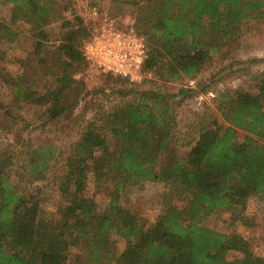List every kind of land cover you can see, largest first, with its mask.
<instances>
[{
    "label": "trees",
    "instance_id": "1",
    "mask_svg": "<svg viewBox=\"0 0 264 264\" xmlns=\"http://www.w3.org/2000/svg\"><path fill=\"white\" fill-rule=\"evenodd\" d=\"M8 1L13 8L9 21L0 18V60L6 44L21 43L13 24L24 23L40 71L32 67L5 78L11 93L0 130L11 124L7 129L21 145H0V264H69L72 247L82 249L77 264H264L255 239L205 224L211 215L230 211L236 226L245 225L248 200L264 205V67L256 93H220L217 111L199 117L197 136L182 144V153L172 97L158 88L119 89L121 100L98 104L76 139L35 143L21 139L31 124L23 110L43 113L36 122L43 128L74 117L82 98L74 76L90 63L83 45L93 26L77 12L66 17L63 0ZM112 1L117 10L111 15L122 19L130 13L145 37L144 71L165 81L195 80L245 25H264V0ZM53 22H60V31L50 30ZM188 91L196 90L180 88ZM18 163L30 185L50 172L58 175L55 210L43 207L34 187L11 178L10 168ZM89 176L107 193V208L98 209L87 193ZM146 181L165 187L150 227L128 202L130 189ZM113 235L125 242L119 253ZM231 251L243 257L230 259Z\"/></svg>",
    "mask_w": 264,
    "mask_h": 264
},
{
    "label": "rangeland",
    "instance_id": "2",
    "mask_svg": "<svg viewBox=\"0 0 264 264\" xmlns=\"http://www.w3.org/2000/svg\"><path fill=\"white\" fill-rule=\"evenodd\" d=\"M69 9L65 11L66 17H72V12H77L84 16L88 24H96V16L92 13L94 5H99L101 15H111V10L116 9L117 4L112 0H63ZM13 4L8 0H0V18L9 21L11 19ZM114 10V11H115ZM116 17V16H113ZM117 18V17H116ZM121 23L133 24L135 21L130 13L120 19ZM60 22H53L49 28L53 32L60 31ZM13 27L21 32L20 44H6L5 58L0 60V124L6 123V116H4L5 107L3 104L8 103L10 88L5 82V78L12 71L23 72L24 70H32V67L40 66L34 60V55L31 53V43H29V36L31 34L29 27L24 23L17 22ZM136 28V27H135ZM138 31V29H136ZM264 67V25L258 27L256 23H249L245 25L240 33L229 43L218 57L195 79L184 81H165L159 76H152L150 81L139 84H131L121 79L120 77L108 72L98 70L93 65L85 66V69L76 74L74 77L79 84L77 91H81L79 104L75 108L74 117L67 121H62L57 124H52L43 128L38 126L36 122L42 117L43 113L32 111L26 108L23 110V116L30 121V127L22 132L21 139H31L35 143L37 141H44L53 139L59 145L66 144L68 141L76 139L79 136L80 127L83 126L84 119L89 118L96 110L98 104L109 106L121 100L119 89L128 90L134 89H161L163 92L171 95L174 106V112L177 120V128L179 143L178 149L182 153L184 147L182 144L186 141L193 140L197 136L195 127L199 117L203 116L210 110L217 111V103L219 101L220 93L223 91L232 94L235 90H244L252 93L258 91L259 79L258 75ZM40 71V70H39ZM37 75L34 76V78ZM46 79H40L34 83V87L42 86V82ZM79 82V83H78ZM193 88L196 91L187 94L180 92L181 87ZM135 91L133 92L135 94ZM97 92V93H96ZM129 93L128 97L134 96ZM73 93L72 95H74ZM8 115V119H9ZM67 123V124H66ZM37 125V126H36ZM63 125L67 126L66 128ZM6 127V126H5ZM21 124L13 130H18ZM11 128V124L7 125ZM7 128L0 130V145L1 147L8 146L13 143V147L17 149V136L13 135L12 131ZM64 128V130H63ZM244 133L241 132V138ZM18 152V151H16ZM21 157V155H18ZM17 158H15V161ZM11 178L19 182L23 180L25 186L34 187L40 193L43 207L48 211L56 209V201L60 199L59 191V177L55 172H50L46 179L34 182L30 185L29 177L25 175L21 169L20 163L13 165L10 168ZM38 187V190L37 188ZM165 189L163 183L158 181H146L144 185L133 187L128 193V202L137 208L140 213L148 219L147 227L159 217V210L156 205L160 196ZM86 191L88 194H93L96 198L97 208L102 210L108 206L107 193L99 192L93 182V178L89 176L87 180ZM178 202H185L184 197L177 198ZM246 214L250 217L245 225L236 226L233 222V215L230 211L217 212L205 221V224L218 230L226 231L229 234H240L246 238L255 239V251L264 255V242L260 244L259 239L264 238V205L258 202L255 198H250L247 204ZM118 240V253L122 251L125 242L118 236L113 235ZM80 247H72L69 257V264H77V257L81 254ZM243 257V254L238 251H231L230 259Z\"/></svg>",
    "mask_w": 264,
    "mask_h": 264
},
{
    "label": "built area",
    "instance_id": "3",
    "mask_svg": "<svg viewBox=\"0 0 264 264\" xmlns=\"http://www.w3.org/2000/svg\"><path fill=\"white\" fill-rule=\"evenodd\" d=\"M99 5H94L96 16L91 38L85 41L86 59L98 70L127 78L131 83H143L153 73L144 71L148 58L145 37L133 24L121 23L116 17L101 15Z\"/></svg>",
    "mask_w": 264,
    "mask_h": 264
}]
</instances>
